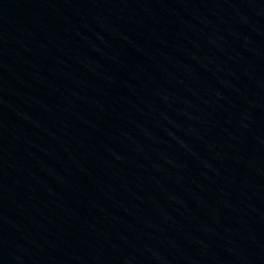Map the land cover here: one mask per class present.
<instances>
[{"label":"water","instance_id":"water-1","mask_svg":"<svg viewBox=\"0 0 264 264\" xmlns=\"http://www.w3.org/2000/svg\"><path fill=\"white\" fill-rule=\"evenodd\" d=\"M0 264H264V0H0Z\"/></svg>","mask_w":264,"mask_h":264}]
</instances>
